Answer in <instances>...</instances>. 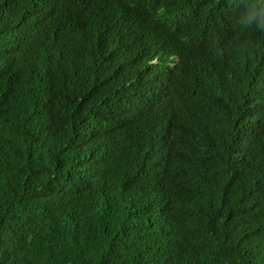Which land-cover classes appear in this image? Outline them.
<instances>
[{"label":"trees","instance_id":"obj_1","mask_svg":"<svg viewBox=\"0 0 264 264\" xmlns=\"http://www.w3.org/2000/svg\"><path fill=\"white\" fill-rule=\"evenodd\" d=\"M254 2L0 0V264H264Z\"/></svg>","mask_w":264,"mask_h":264},{"label":"clouds","instance_id":"obj_2","mask_svg":"<svg viewBox=\"0 0 264 264\" xmlns=\"http://www.w3.org/2000/svg\"><path fill=\"white\" fill-rule=\"evenodd\" d=\"M261 3H264V0H255V2L252 5V8L256 9L257 6L260 5ZM262 14H264V10H261L260 12H257L255 10L252 11L251 14L248 16L249 27H251L253 22L256 20V16L262 15ZM171 58L173 59V61L171 62V65L174 67L177 66L179 61H180V58L177 55H173V56H171Z\"/></svg>","mask_w":264,"mask_h":264}]
</instances>
